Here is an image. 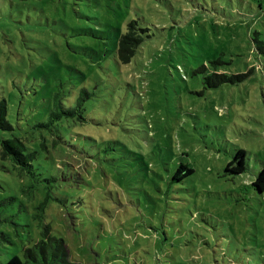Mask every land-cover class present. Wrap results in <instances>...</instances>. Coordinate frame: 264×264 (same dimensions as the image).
<instances>
[{
	"label": "rangeland",
	"instance_id": "1",
	"mask_svg": "<svg viewBox=\"0 0 264 264\" xmlns=\"http://www.w3.org/2000/svg\"><path fill=\"white\" fill-rule=\"evenodd\" d=\"M131 19L143 41L121 63ZM258 41L264 0H0L8 119L90 93L29 171L0 159V264L40 223L74 264H264V192L249 184L264 166ZM212 72L244 76L207 88ZM240 147L247 170L231 174ZM181 161L193 172L174 179Z\"/></svg>",
	"mask_w": 264,
	"mask_h": 264
},
{
	"label": "trees",
	"instance_id": "2",
	"mask_svg": "<svg viewBox=\"0 0 264 264\" xmlns=\"http://www.w3.org/2000/svg\"><path fill=\"white\" fill-rule=\"evenodd\" d=\"M143 29L138 22L131 19L121 33L116 47L117 59L121 63H129L134 56L137 47L142 43ZM257 50L264 53V43L258 41ZM243 74H230L212 72L203 77V83L207 88H216L225 83H235L243 78ZM90 96L87 89H82L78 101L74 105L64 104L58 96L56 106L45 117L35 116L30 122L23 124L20 118L16 123L8 119V107L6 99L0 98V130L7 131L10 135L0 140V159L11 163L14 168L21 170L33 167L37 159L39 149L48 151L46 136L52 137V144L61 140V136H55L63 118L73 117L81 113L84 106L82 102ZM21 130V132H19ZM246 150L242 147L236 149L231 160L225 166V170L231 174H243L247 170ZM193 172V168L186 162H179L173 174L174 179ZM254 192H264V166L260 168L249 183ZM47 197L39 204L38 213L41 222L44 217V208ZM30 244H23L20 254L14 253L3 264H74L70 257L68 247L61 237L51 233L48 223H40V238L31 239Z\"/></svg>",
	"mask_w": 264,
	"mask_h": 264
}]
</instances>
